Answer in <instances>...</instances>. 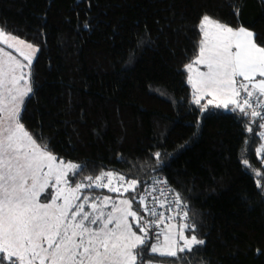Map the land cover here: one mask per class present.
Listing matches in <instances>:
<instances>
[{
	"label": "trees",
	"instance_id": "trees-1",
	"mask_svg": "<svg viewBox=\"0 0 264 264\" xmlns=\"http://www.w3.org/2000/svg\"><path fill=\"white\" fill-rule=\"evenodd\" d=\"M206 14L264 47V0H0V28L38 47L20 113L33 139L84 166L74 183L112 171L139 195L162 175L187 202L204 243L171 257L148 238L137 264H264V119L196 104L188 83Z\"/></svg>",
	"mask_w": 264,
	"mask_h": 264
},
{
	"label": "snow or ice",
	"instance_id": "snow-or-ice-1",
	"mask_svg": "<svg viewBox=\"0 0 264 264\" xmlns=\"http://www.w3.org/2000/svg\"><path fill=\"white\" fill-rule=\"evenodd\" d=\"M200 29L203 39L193 63L206 65L208 71L200 72L197 80L189 77L196 93L211 95L213 99L208 105L264 119V112L256 110H264V47L255 43V34L242 26L233 29L207 14L201 19ZM24 44L0 28V45L15 49L27 61V65L23 64L0 47V264H137L148 242V227L152 224L158 227L163 213L157 220L141 225L144 217L132 210L133 201L155 217L156 209H149L145 203L151 193L145 189L137 198L141 181L126 180L123 174L102 171L95 177H85L87 183L71 186L69 173L74 177L84 166L57 161L46 144L38 145L24 129L20 113L24 98L32 89L26 86L21 90L19 85L25 79L23 69L30 68L33 59L17 47ZM186 69L191 71L192 64L186 65ZM18 70L20 74L16 75ZM257 75L262 79L254 80ZM200 100L201 96L194 94V103L199 104ZM259 126L264 128V124ZM257 152H264V145ZM155 155L159 157L160 153ZM243 163L248 165L247 160ZM91 188L133 196L117 201L109 196L82 194V190ZM42 199L47 202L42 203ZM60 200L62 203H58ZM176 201L179 207V195ZM109 205L110 210L105 211ZM160 207L164 204L160 203ZM183 216L187 218L188 213ZM129 217L141 225L137 230H133ZM195 227V224L181 225L177 238L161 232L148 250L171 257L186 250L191 252L204 241L194 234L186 236L183 229L194 231ZM160 235L164 237L163 243ZM179 241H183L182 246Z\"/></svg>",
	"mask_w": 264,
	"mask_h": 264
},
{
	"label": "rangeland",
	"instance_id": "rangeland-1",
	"mask_svg": "<svg viewBox=\"0 0 264 264\" xmlns=\"http://www.w3.org/2000/svg\"><path fill=\"white\" fill-rule=\"evenodd\" d=\"M242 27H243V26H242ZM239 28H240V27H239ZM244 28L247 29L248 31H251V32H252V30H251L250 28H248V27H244ZM11 35H12V34H11ZM12 36H14V35H12ZM14 37H16V36H14ZM17 38H18L19 40H22V41L25 42L24 45H17V47H19L20 50L23 51L26 55H32V56H33L32 63H33V61H34V59H35V57H36V55H37V53H38V47L35 46V45H33L32 43H29V42H27V41H25V40L19 38V37H17ZM29 44L32 45L33 47H32V48H28V47L25 46V45H29ZM0 47H3L5 51L9 52L11 55L15 56L17 60H20L23 64L27 65V61L24 60V57H23V56H20L19 53L15 51V49H9V48H7L5 45H0ZM34 49H36V51H34ZM198 56H199V54H198ZM198 56H197V57H198ZM197 57H196V59H197ZM196 59H195V60H196ZM32 63H31V65H32ZM189 64H192V70H191V71H188V70H187V71H188V83L192 86V84L189 82V77L191 76L193 80H197V79L199 78L198 74H199L200 72H207L208 69H207V66L205 65V69L202 70V69L200 68V65H201V64H199V63H193V62H191V63H189ZM189 64H188V65H189ZM30 67H31V66H30ZM23 71H24V73H25V79H24L23 81L20 82L19 87H20L21 90H23L26 86H30V87H31V84H30V75H28V73H30V68H29V67H25V68L23 69ZM15 74H16V75H19V74H20L19 70H18ZM237 79L239 80V79H241V78H237ZM194 90H195V89H194ZM195 94L201 96V98H202V97H206V98L209 97L210 100L213 99V97H212L211 95L206 96V94H205L204 92L196 93V90H195ZM25 98H26V97H25ZM25 98H24V99H25ZM209 99L207 98V103H208ZM226 110H228V109H226ZM24 129H25V128H24ZM25 130L28 132L27 129H25ZM28 133H29V132H28ZM29 134H30V133H29ZM36 143H37V142H36ZM37 144H38V143H37ZM38 145H39V144H38ZM59 160H62V159H58V158H57V161H59ZM64 162H66V161H64ZM69 162H70V161H69ZM73 163H75V162H73ZM75 164H77V163H75ZM46 170H47V169H45V171H46ZM68 178H69V181H70L71 186L74 187V186H75V183L72 181L73 176H72L71 173H69ZM83 182H85V181H83ZM105 182H106V180H105ZM85 183H87V182H85ZM103 189H105V191H103V190H101V191H97V190L92 189V190H90L89 192H86L87 189H84V190H82V194H87V195H89L90 197H95V196H98V197L109 196L111 199H113V200H117V201H118L119 199H125V198L131 199L127 193H124L123 196H120L118 193H112V192H110V191H109L108 189H106V188H103ZM54 191H55V190L52 189L53 194H54ZM140 193H141V192H140ZM136 196H137V198H138L139 195L137 194ZM41 202H42V203H46L47 201H45V200L42 199ZM58 203H62V200L58 201ZM110 207H111V206L109 205L108 208H105V211H109V210H110ZM86 210H90V209H88L87 206H86ZM132 210L137 211V202H136V201H135V202L133 201ZM137 212H138V211H137ZM138 214H139V213H138ZM129 223H132V224H133V230H134V231L137 230V228H138L139 226H141V225L144 224L143 221H141V225H137V224L133 221V219H132L131 217H129ZM134 226H136L137 228L134 227ZM110 227H111V226H110ZM180 230H181V225H180V224H178V223H174L172 220H167V221L165 222V226H164V228L162 229L161 232H163V233H167V234H170L173 238H177L178 232H179ZM183 231H184V229H183ZM161 232H160V233H161ZM184 233H185V232H184ZM138 234H140V233H138ZM185 235H186V233H185ZM186 236H188V235H186ZM148 237L151 238V236L149 235V233H148ZM151 239H152V238H151ZM159 239H160V242L163 243V240H164L163 235H160V236H159ZM197 239H198V238H197ZM156 242H157L156 239H152L151 244H154V243H156ZM179 244L182 246V245H183V241H179ZM157 254H158V253H157ZM36 264H38V262H36ZM155 264H167V263L157 262V263H155Z\"/></svg>",
	"mask_w": 264,
	"mask_h": 264
},
{
	"label": "built area",
	"instance_id": "built-area-1",
	"mask_svg": "<svg viewBox=\"0 0 264 264\" xmlns=\"http://www.w3.org/2000/svg\"><path fill=\"white\" fill-rule=\"evenodd\" d=\"M244 93L242 92V97ZM264 112V110L257 108ZM148 189L151 195L148 196L146 200V205L149 209H156V216H152L149 213L144 211L142 206H139L137 203V211L140 216L144 217L143 223L145 221L151 222L153 220H157L161 213H163L164 219L162 222H159V226L152 224L148 227L147 231L152 239H156L157 235L160 234L162 229L165 226V222L167 220H172L180 225H184L186 222V218H184L183 213L187 212L188 204L184 201L180 196L179 207L177 206L176 196L177 192L167 183L166 179L162 175H152L144 185L141 193ZM159 201V202H158ZM160 203L164 204V207H160ZM179 213V215H177ZM168 217H173L172 219H168Z\"/></svg>",
	"mask_w": 264,
	"mask_h": 264
},
{
	"label": "crops",
	"instance_id": "crops-1",
	"mask_svg": "<svg viewBox=\"0 0 264 264\" xmlns=\"http://www.w3.org/2000/svg\"><path fill=\"white\" fill-rule=\"evenodd\" d=\"M238 29V28H237ZM200 68L202 69V70H204L205 69V65L204 64H201L200 65ZM259 79H262V77H260L259 75H257L255 78H254V80H259ZM239 80H242V78L241 79H239ZM193 88V87H192ZM193 90H194V88H193ZM194 93H195V90H194ZM206 96H208V95H206ZM203 98H206V97H202L201 99H203ZM208 99H209V97H207ZM206 98V99H207ZM210 100V99H209ZM263 163H264V160H263Z\"/></svg>",
	"mask_w": 264,
	"mask_h": 264
}]
</instances>
